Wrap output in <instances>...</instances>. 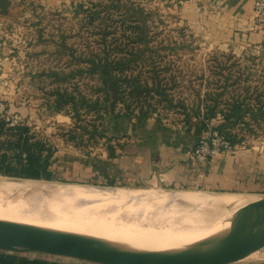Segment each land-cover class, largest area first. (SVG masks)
Returning a JSON list of instances; mask_svg holds the SVG:
<instances>
[{"label":"rangeland","instance_id":"374dc122","mask_svg":"<svg viewBox=\"0 0 264 264\" xmlns=\"http://www.w3.org/2000/svg\"><path fill=\"white\" fill-rule=\"evenodd\" d=\"M222 2L56 0L51 4L26 5L22 14L0 27V109L24 119L33 132L54 148L50 167L54 176L51 180H38L0 174V179L66 183L109 191L226 194L130 184L117 179L123 147L134 143L139 135L156 142L176 140L182 141L184 147L193 142L196 146L205 132L220 125L222 116L217 114L200 136L182 127L184 114L180 102H197L198 93L205 98L208 93L222 92L218 98L221 108L239 98L248 106H262L264 110V43L248 36L221 41L217 24L222 18ZM249 28L264 30L256 17ZM237 30L241 31L238 27ZM105 65L127 78L139 76L148 80L152 91L147 97L161 117L152 116L153 122L150 117L144 118L138 131L125 135L132 121L126 122L118 115L125 108L124 102L105 101L114 96L115 90L104 89L99 83ZM42 72L52 74L41 75ZM56 73L58 81L53 76ZM153 87L163 90L165 95L161 96ZM57 89L67 97L72 94L75 104L69 101L54 110L50 102L55 97L51 93ZM257 94L262 97L257 98ZM82 97L90 100L84 103ZM96 98L99 100L95 105L92 102ZM111 109L115 117L109 115ZM245 121H250L251 126L240 122L231 128L239 140L230 152L248 148L264 152V113L258 123L250 113L245 115ZM127 125L124 130L122 127ZM109 170L114 180L116 177L113 182L103 173ZM234 195L241 200L247 197ZM201 219L196 217L197 221L217 223L210 234L211 241L216 243L225 233L224 223L231 226L226 219ZM230 250H235L234 255L216 264H264V228L242 227L231 238ZM18 253L60 264H101L71 256Z\"/></svg>","mask_w":264,"mask_h":264},{"label":"bare ground","instance_id":"6f19581e","mask_svg":"<svg viewBox=\"0 0 264 264\" xmlns=\"http://www.w3.org/2000/svg\"><path fill=\"white\" fill-rule=\"evenodd\" d=\"M247 202L228 193L109 191L0 179V220L57 236L91 239L99 246L103 242L132 254L192 255L210 250L216 243L210 234L217 223L196 217L232 223ZM248 226L264 228V217L253 218L243 227Z\"/></svg>","mask_w":264,"mask_h":264},{"label":"crops","instance_id":"0c3cea01","mask_svg":"<svg viewBox=\"0 0 264 264\" xmlns=\"http://www.w3.org/2000/svg\"><path fill=\"white\" fill-rule=\"evenodd\" d=\"M55 1L0 0V27L22 14L30 3L51 4ZM254 1L223 0L222 18L217 24L221 30L218 35L221 41L229 40L232 36L237 39L248 36L258 41L257 43H264V30L260 28L252 31L249 28H252L256 15ZM150 120L154 121L151 117ZM137 126L134 130L130 125L125 135L138 131ZM153 139L139 135L134 143L130 142L123 147L117 169V179L120 182L124 180L130 184L176 190H208L243 196L264 195V152L258 148L240 149L237 152L222 151L209 160L197 161L189 157L194 142L184 147L182 141L156 142ZM110 170L103 173L108 181L113 182L116 177L114 180Z\"/></svg>","mask_w":264,"mask_h":264},{"label":"trees","instance_id":"16d2710c","mask_svg":"<svg viewBox=\"0 0 264 264\" xmlns=\"http://www.w3.org/2000/svg\"><path fill=\"white\" fill-rule=\"evenodd\" d=\"M130 61L132 60L130 59L128 62ZM102 72L101 81L99 82L100 85L104 89L113 88L115 90L113 97L109 96L104 100L112 99L115 103L123 101L125 108L122 111L119 110L118 115L120 118L126 119V122L127 120L132 121L130 125L133 129L144 118H149L154 115L158 116L157 118L161 117V114H158L160 111L153 108V104L147 97L152 91V88L149 87L148 80H141L139 76L127 78V75L124 73L112 71L110 67L107 68V65H105ZM44 73L42 72L41 75H44ZM45 74L51 76L52 73L47 72ZM53 76L58 81L59 73ZM153 80L157 81L156 79ZM153 88L159 91L158 88ZM53 92L51 95L55 98L50 104L54 110L60 109L65 103H69V101H72L73 105L75 104V98L72 97V94L67 97L66 94H62L58 89L53 90ZM159 93L161 96L165 95L163 90H160ZM221 94L222 92H212L206 94L205 98H201V94L198 93L197 102L191 104L180 102L183 106L182 111L184 114V125L182 127L187 131L193 130L195 135L200 136L203 130L209 128L210 121L217 114H221L222 120L216 129L229 141L236 143L239 138H237V133L234 134L232 132V126L240 122L249 126L250 121H245V115L247 113H250L255 122L258 123L259 117L263 115L264 110L262 106H248L244 100L239 98L232 103H225V108H221V103L218 102V98L222 96ZM261 95L257 94V98L262 97ZM82 100L86 103L90 99L82 97ZM98 100L99 98H96L92 103L96 105L98 104ZM208 101H211V103ZM259 103L262 102L259 101ZM105 110L107 111V108ZM114 113V109L109 110V115L115 117ZM127 127L128 125L122 128L126 130ZM53 155L54 148L49 147L44 140L33 132L31 126L26 121L22 124L11 126L4 119H0V174L12 177L51 180L54 176L50 168ZM112 155H114L113 152ZM0 264L60 263L40 256L37 258H29L26 255H20V253L0 251Z\"/></svg>","mask_w":264,"mask_h":264},{"label":"water","instance_id":"95a60500","mask_svg":"<svg viewBox=\"0 0 264 264\" xmlns=\"http://www.w3.org/2000/svg\"><path fill=\"white\" fill-rule=\"evenodd\" d=\"M40 180V179H39ZM218 243L210 250L192 255H152L129 253L99 246L90 239L78 236H57L40 230L0 220V251L71 256L101 264H216L230 259V241L247 221L264 217V195H251Z\"/></svg>","mask_w":264,"mask_h":264},{"label":"built area","instance_id":"2783aa9c","mask_svg":"<svg viewBox=\"0 0 264 264\" xmlns=\"http://www.w3.org/2000/svg\"><path fill=\"white\" fill-rule=\"evenodd\" d=\"M256 22L264 28V0L254 1ZM0 119H4L9 125L15 126L25 122L24 119L13 116L6 109H0ZM236 144L229 141L219 130L211 128L198 140L196 146L189 151V157L197 161H206L222 151H232Z\"/></svg>","mask_w":264,"mask_h":264}]
</instances>
